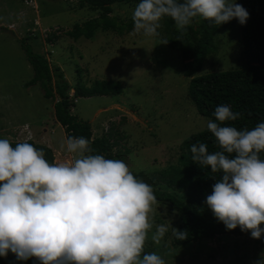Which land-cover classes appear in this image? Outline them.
I'll use <instances>...</instances> for the list:
<instances>
[{"label":"rangeland","instance_id":"374dc122","mask_svg":"<svg viewBox=\"0 0 264 264\" xmlns=\"http://www.w3.org/2000/svg\"><path fill=\"white\" fill-rule=\"evenodd\" d=\"M78 1L0 0V139L33 141L58 151L66 138L54 120L56 101L45 99L39 84L26 87L33 78L19 42L26 38L34 53L63 72L71 88V114L88 121L94 137L110 135V142L116 143L113 159L124 160L133 174H143L142 180L157 178L162 171L177 165L182 142L207 129L209 120L197 113L187 97L190 79L182 74L179 53L160 45L163 25L160 36L155 38L132 30L122 35L98 32L91 40H73L66 31L100 14L79 9ZM136 5H113L110 16L127 23ZM213 44L216 52L206 58L194 77L242 65L237 20L217 26ZM101 80L120 82L122 93L78 98L73 92L75 86L89 88ZM56 151L55 163L72 159L66 148ZM151 186L175 194L165 185ZM163 211L160 204L152 214L154 225L170 218L171 227L175 228L177 217L168 210L164 217L160 213ZM154 232L155 227L148 234L145 252H156L165 264H256L264 259V236H217L174 247L170 227L159 244L151 239ZM22 264L40 262L31 258Z\"/></svg>","mask_w":264,"mask_h":264},{"label":"clouds","instance_id":"9594fccd","mask_svg":"<svg viewBox=\"0 0 264 264\" xmlns=\"http://www.w3.org/2000/svg\"><path fill=\"white\" fill-rule=\"evenodd\" d=\"M165 18L182 36L200 20L219 26L235 19L244 25L249 13L235 0H139L133 32L159 37ZM213 116L206 126L218 150L210 153L203 142L190 146L193 162L220 175L205 203L227 230L239 227L260 239L264 122L238 130L230 122L242 113L228 104L218 105ZM61 148L72 159L49 163L31 143L13 147L0 139V257L11 252L19 261L36 258L40 264H165L156 252H145L149 232L155 227L151 239L159 244L169 227L176 240L187 239V230L171 227L170 218L154 225L152 214L160 204L153 187L124 160L96 153L84 136H67ZM164 209L160 213L167 217Z\"/></svg>","mask_w":264,"mask_h":264},{"label":"trees","instance_id":"16d2710c","mask_svg":"<svg viewBox=\"0 0 264 264\" xmlns=\"http://www.w3.org/2000/svg\"><path fill=\"white\" fill-rule=\"evenodd\" d=\"M138 2L139 0H79V9H88L93 13L99 11L100 14L81 24H75L65 34L73 40L79 38L91 40L98 32L113 31L118 35L131 32L134 27L132 18L124 23L110 14L113 5H132ZM236 3L241 4L249 13V18L244 25H240L237 21L243 63L236 69L194 77L201 71L206 58L216 52L213 36L217 26H210L207 21L193 22L181 36L174 22L170 18H165L162 21L164 28L162 39L168 40L167 48L179 53L182 74L190 79L187 97L197 113L214 121L213 113L218 105H231L233 111L242 113L240 119L230 122L239 130L251 129L257 123L264 122V0H236ZM19 40L33 70V78L26 87L39 84L44 98L56 101L53 106L54 120L63 128L66 137L84 136L90 140L96 153L103 154L106 158H114L113 149L116 143L110 142V135L94 137L90 123L71 114V107L74 106L69 97L71 88L61 69L51 67L45 57L34 53L27 45L26 38ZM73 92L78 98L119 95L122 93V85L120 82L101 80L95 81L89 88L75 86ZM26 142L43 150L49 163H55L54 154L50 148L33 141ZM196 142L206 143L210 153L218 150L214 137L205 129L182 142L177 165L162 171L157 178L153 176L148 177V181L144 180L150 185H165L175 193L153 188L159 204L167 206L169 214L172 213L177 217L175 228L181 231L187 230L185 240H176L172 234L174 247L210 240L217 236L249 234L241 232L239 227L231 231L227 230L214 218L207 207L206 197L211 194L212 186L216 180L220 179V175L213 174L210 168L201 167L192 161L190 146ZM11 143L15 147L21 142ZM261 159H264V153L261 154ZM142 175L139 173L136 176L140 179ZM177 194L182 197H178ZM0 261L2 264H22L23 262L17 260L11 252L7 257H0Z\"/></svg>","mask_w":264,"mask_h":264},{"label":"crops","instance_id":"0c3cea01","mask_svg":"<svg viewBox=\"0 0 264 264\" xmlns=\"http://www.w3.org/2000/svg\"><path fill=\"white\" fill-rule=\"evenodd\" d=\"M32 15H34L32 12H30ZM2 20V19H1ZM3 21H6V20H3ZM62 128V127H61ZM93 126H91V130L93 131ZM62 130H63V128H62ZM47 147H49V148H51L52 149V147L51 146H49V145H46ZM60 150H58V151H56V149L55 150H52L53 151V154H54V156H56L55 155V151L57 152V153H59V151H61V148H59ZM129 154H131L130 152H129ZM56 161V160H55Z\"/></svg>","mask_w":264,"mask_h":264}]
</instances>
